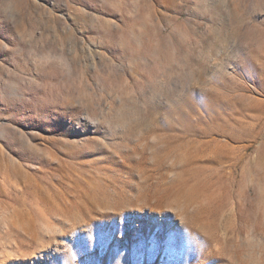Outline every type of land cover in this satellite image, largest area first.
<instances>
[{
  "label": "rangeland",
  "instance_id": "obj_1",
  "mask_svg": "<svg viewBox=\"0 0 264 264\" xmlns=\"http://www.w3.org/2000/svg\"><path fill=\"white\" fill-rule=\"evenodd\" d=\"M0 264H264V0H0Z\"/></svg>",
  "mask_w": 264,
  "mask_h": 264
}]
</instances>
